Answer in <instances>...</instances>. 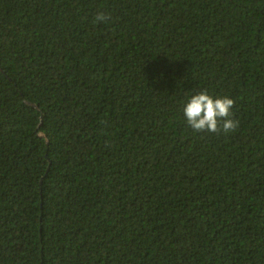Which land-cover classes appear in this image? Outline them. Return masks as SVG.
I'll return each instance as SVG.
<instances>
[{"label":"trees","instance_id":"1","mask_svg":"<svg viewBox=\"0 0 264 264\" xmlns=\"http://www.w3.org/2000/svg\"><path fill=\"white\" fill-rule=\"evenodd\" d=\"M0 264H264V0H0Z\"/></svg>","mask_w":264,"mask_h":264},{"label":"clouds","instance_id":"2","mask_svg":"<svg viewBox=\"0 0 264 264\" xmlns=\"http://www.w3.org/2000/svg\"><path fill=\"white\" fill-rule=\"evenodd\" d=\"M109 16L99 12L94 22H106ZM234 100L229 96H213L207 89L195 92L185 101L183 113L187 125L197 133L235 131L238 120L232 119Z\"/></svg>","mask_w":264,"mask_h":264}]
</instances>
